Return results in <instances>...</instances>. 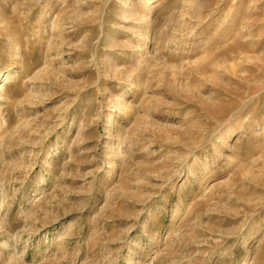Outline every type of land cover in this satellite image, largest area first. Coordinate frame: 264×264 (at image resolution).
<instances>
[{"label": "rangeland", "instance_id": "rangeland-1", "mask_svg": "<svg viewBox=\"0 0 264 264\" xmlns=\"http://www.w3.org/2000/svg\"><path fill=\"white\" fill-rule=\"evenodd\" d=\"M0 264H264V0H0Z\"/></svg>", "mask_w": 264, "mask_h": 264}, {"label": "bare ground", "instance_id": "bare-ground-1", "mask_svg": "<svg viewBox=\"0 0 264 264\" xmlns=\"http://www.w3.org/2000/svg\"><path fill=\"white\" fill-rule=\"evenodd\" d=\"M235 47L237 48H239L240 49V47H239V45H235ZM251 47H247V49H250ZM8 78V77H7ZM191 134H193V133H189L188 134V136H191ZM183 206V203L181 204V205H179V207L176 209V212H175V217H177L178 215H179V213H180V211H181V207Z\"/></svg>", "mask_w": 264, "mask_h": 264}]
</instances>
